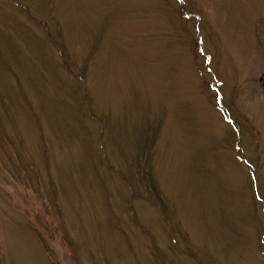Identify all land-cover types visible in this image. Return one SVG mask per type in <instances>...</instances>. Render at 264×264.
Listing matches in <instances>:
<instances>
[{
    "label": "rangeland",
    "instance_id": "374dc122",
    "mask_svg": "<svg viewBox=\"0 0 264 264\" xmlns=\"http://www.w3.org/2000/svg\"><path fill=\"white\" fill-rule=\"evenodd\" d=\"M0 264H264V0H0Z\"/></svg>",
    "mask_w": 264,
    "mask_h": 264
}]
</instances>
